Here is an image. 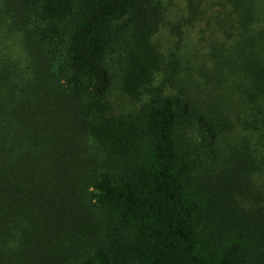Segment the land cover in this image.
Here are the masks:
<instances>
[{
	"label": "trees",
	"instance_id": "trees-1",
	"mask_svg": "<svg viewBox=\"0 0 264 264\" xmlns=\"http://www.w3.org/2000/svg\"><path fill=\"white\" fill-rule=\"evenodd\" d=\"M181 1L0 0V264H264V0Z\"/></svg>",
	"mask_w": 264,
	"mask_h": 264
},
{
	"label": "rangeland",
	"instance_id": "rangeland-1",
	"mask_svg": "<svg viewBox=\"0 0 264 264\" xmlns=\"http://www.w3.org/2000/svg\"><path fill=\"white\" fill-rule=\"evenodd\" d=\"M166 6H170V10L172 11V18L171 21L173 22V24H177L178 21V15L180 14L181 10L180 7L182 5V1L181 0H170V2L168 0H165ZM184 28H182L183 30ZM164 38V43H167L168 45H172L175 40L178 39V32L176 31L175 28H170L169 32H164L163 36ZM197 38V34H196V29L194 31H192L191 36L188 38L189 42L188 44H192L194 43L193 41H196ZM191 47V45L189 46V48ZM193 47V46H192Z\"/></svg>",
	"mask_w": 264,
	"mask_h": 264
}]
</instances>
